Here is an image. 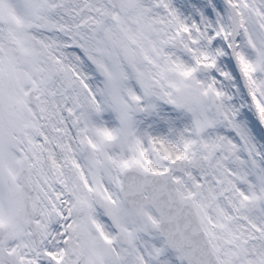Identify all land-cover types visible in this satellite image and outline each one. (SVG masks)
<instances>
[{"label": "snow or ice", "instance_id": "1", "mask_svg": "<svg viewBox=\"0 0 264 264\" xmlns=\"http://www.w3.org/2000/svg\"><path fill=\"white\" fill-rule=\"evenodd\" d=\"M0 264H264V0H0Z\"/></svg>", "mask_w": 264, "mask_h": 264}]
</instances>
